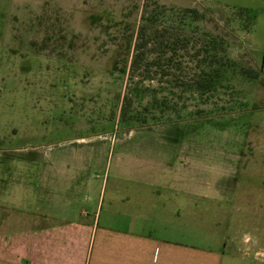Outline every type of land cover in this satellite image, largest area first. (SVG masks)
Masks as SVG:
<instances>
[{"label": "rangeland", "instance_id": "obj_1", "mask_svg": "<svg viewBox=\"0 0 264 264\" xmlns=\"http://www.w3.org/2000/svg\"><path fill=\"white\" fill-rule=\"evenodd\" d=\"M245 1L0 0L1 201L10 181H32L49 169L52 154L77 160L91 153L96 163L88 170L103 178L92 188L135 190L156 217L164 204L195 201L203 233L215 226L224 237L225 264H264V67L245 45L252 13L231 6ZM148 37L132 69L135 45ZM160 40L176 43L175 53L160 52ZM157 57L178 66L162 75L146 65ZM201 71L214 77L209 92L188 82ZM182 141L185 148L177 145ZM197 143L238 159L205 158L196 170L194 159L203 158L194 152ZM114 152L137 156L122 165L126 175L101 170L98 155ZM69 163L67 173H77L81 164ZM195 170H203L196 183ZM132 172L154 175L131 180ZM197 183L206 192L235 193L186 199L182 189ZM224 197L234 202L217 209L213 202ZM8 200L30 209L41 204L28 190ZM29 214L0 210L11 221Z\"/></svg>", "mask_w": 264, "mask_h": 264}, {"label": "crops", "instance_id": "obj_2", "mask_svg": "<svg viewBox=\"0 0 264 264\" xmlns=\"http://www.w3.org/2000/svg\"><path fill=\"white\" fill-rule=\"evenodd\" d=\"M190 1L203 6L202 2L206 0ZM210 1L218 4L221 0ZM231 6L252 13L250 26L244 35L245 45L264 67V0H246L245 4ZM76 139L83 140L79 143L82 145L88 142L84 137ZM259 144L262 143L259 141ZM177 145L185 148L187 142ZM204 146V143L195 145L194 152L203 157L201 160L194 159L196 170L203 168L205 158L212 162H234L238 159V155L233 154L206 153L210 148L204 149ZM63 156L52 154L49 169L45 172L38 170L34 180L10 181L8 188L4 187L7 201L14 200L16 191L28 190L41 204L30 209L0 199V210L15 211L24 216L30 213L29 217H11L13 221L7 219L10 217L0 216V264H225L224 237L217 233L213 225L210 232L203 233L202 226L197 224V220L202 221L200 214L203 215L202 208L198 217L195 215L199 211V203H175L173 207L164 204L159 207L164 215L150 216L145 207L147 203L138 198L142 196H137L135 190L92 188L94 179L100 178V185L103 178L92 175V171L88 170L96 163L91 153L77 160ZM98 156L103 158L101 170L113 168V175L117 176L127 174L121 171L122 165L137 160V156L130 154L124 158L125 155L115 152L109 158L106 154ZM71 160L81 164L77 173L72 170V175L67 173ZM196 170L193 173L195 183L202 178L203 172L198 170L197 173ZM218 171L213 176H219ZM141 174L132 172L128 178L147 180L154 175ZM182 175L187 177L185 172ZM76 176L81 178L72 189L71 179ZM215 190L206 192L197 183L195 187L183 188L182 192L186 199H220L230 191ZM159 204L155 202V205ZM216 207L221 209L219 205ZM181 212L185 218L179 221ZM194 215L196 217L191 219ZM187 216L190 218L188 221Z\"/></svg>", "mask_w": 264, "mask_h": 264}, {"label": "trees", "instance_id": "obj_3", "mask_svg": "<svg viewBox=\"0 0 264 264\" xmlns=\"http://www.w3.org/2000/svg\"><path fill=\"white\" fill-rule=\"evenodd\" d=\"M185 11L190 12V13H194V14H198L195 10H192L190 8H186ZM162 35V34H161ZM155 37H160V35L158 34V32H155L154 35ZM148 40H150V37H148V39H143L140 42H138L135 45V51L134 54L132 55V60L130 63V66L132 69L137 68V66L140 64V62L143 60V56H144V48L146 46V44H148ZM166 41L160 40L158 42V46L160 48V52L164 53L167 51H170L171 54L175 53L176 48L174 46H176V43H165ZM159 57H157L156 59H152L149 62H146L147 66H151V67H155L158 68V70L160 71V74L162 75H167L168 74V69L171 66H178V65H172V58L168 57L165 61L170 62V63H160V60H158ZM164 61V62H165ZM167 65V66H164ZM191 86L194 88V90L204 93V92H209L211 91V89L214 86V77L211 74H207V73H203V71L199 72V73H195L194 75H192L191 78H189V81Z\"/></svg>", "mask_w": 264, "mask_h": 264}, {"label": "flooded vegetation", "instance_id": "obj_4", "mask_svg": "<svg viewBox=\"0 0 264 264\" xmlns=\"http://www.w3.org/2000/svg\"><path fill=\"white\" fill-rule=\"evenodd\" d=\"M244 177V176H243ZM253 177V176H252ZM232 194L231 195V197L233 196V194L235 193L234 191H232V192H227L225 195H229V194ZM222 198V197H221ZM225 198V197H224ZM229 199H230V201H229ZM234 201H231V198L229 197L228 199L227 198H225V201H223V202H216V205H219L220 207H221V209H225V208H227V207H230L229 205H231L232 203H233ZM228 244V243H227Z\"/></svg>", "mask_w": 264, "mask_h": 264}]
</instances>
